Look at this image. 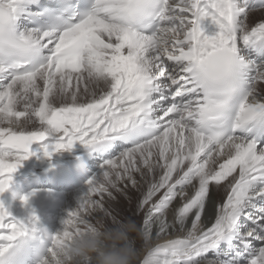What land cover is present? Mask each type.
<instances>
[{
    "label": "snow or ice",
    "instance_id": "1",
    "mask_svg": "<svg viewBox=\"0 0 264 264\" xmlns=\"http://www.w3.org/2000/svg\"><path fill=\"white\" fill-rule=\"evenodd\" d=\"M256 13L264 0H0V194L34 142L55 141L44 144L49 158L79 143L102 161L56 233L34 210L17 218L0 200V264H71L77 235L129 221L140 233L136 264H264ZM134 173L150 177L142 227L107 203L125 181L137 185ZM212 186L227 199L205 230ZM170 228L185 234L154 243Z\"/></svg>",
    "mask_w": 264,
    "mask_h": 264
},
{
    "label": "bare ground",
    "instance_id": "2",
    "mask_svg": "<svg viewBox=\"0 0 264 264\" xmlns=\"http://www.w3.org/2000/svg\"><path fill=\"white\" fill-rule=\"evenodd\" d=\"M260 19H264V15H261L260 13L254 14L252 17V22H258ZM261 88H264V85L260 86ZM37 124L30 125L28 127V130H35L37 129ZM55 141L51 139L50 142L45 141V142H34L31 145V151L34 153V155L30 156L28 159L24 160L22 165L17 169V171L13 175H18V176H26L29 174H36L38 172H45L48 168L51 169L57 164H61L68 160L69 158H66L63 156V153L66 151H76L77 149L75 148H83L84 146L77 143L72 150H61L59 152H54V154L49 158L48 156L45 155L44 153V144L52 145L54 144ZM51 150V149H50ZM42 165L43 169L33 171V167L36 165ZM100 166V165H99ZM32 168V169H31ZM100 168L98 167V171ZM97 171V172H98ZM145 173H147V170H144ZM95 172V174L97 173ZM94 174V175H95ZM160 175V171L157 170L156 172V178L158 179ZM235 175H238L235 174ZM134 176L137 180V185L135 187L132 186L130 181H125L124 184H121V188L124 189L123 192H115V200L108 201V206L112 209L113 213L118 215L120 219L128 221L129 219L132 221H135L137 224H139L141 227L143 226V219L145 216V212L147 208L143 210H139V204L143 199V196L146 194L148 190V185L150 182V177L147 175L142 178L139 173H134ZM231 177L229 178L228 181H225L224 184H228L231 181ZM12 184V183H11ZM125 184L127 187H125ZM88 184L84 185L83 188H81L78 192L76 193H69L66 198L64 199V204L62 208L60 209L59 215L55 216L54 218L51 219L49 227L51 228V231L53 233L58 232L62 228V220L65 219L68 215V213L77 207L79 198L87 191ZM9 192V193H8ZM7 194V201H4V198L0 197V200H2L6 207L9 208L10 211L13 213H21L19 207L23 204L22 199H20L19 195L15 192H10L8 190L5 192ZM192 194V190L189 189V195ZM210 197L214 201L213 206L211 209H206L205 215L202 217L203 221V227L206 230L208 227L212 225L215 221L216 217V207L220 204H222L226 199H227V191H225L224 187H221L219 191L216 190L215 186H212L210 189ZM158 199V197H157ZM181 206V200L178 198L176 201H174L172 209L169 210L168 212V223H173L174 222V210ZM123 211V213H121ZM96 217H102V213L96 212L93 214ZM44 223L48 224V219H43ZM107 224H110V221H106ZM191 226V220L189 221L187 227ZM159 230V225H155L153 227V234ZM185 233H180L178 231H174L172 228L168 230V234L164 235L159 241H155L154 243H164L168 239H173L176 237V235H184ZM133 236L136 237L137 234L133 233ZM139 244V240L137 241ZM257 246L259 247L260 244L257 242ZM222 249L225 250V246L222 245ZM208 259H217L214 253H209L208 254ZM245 264L247 262L245 261Z\"/></svg>",
    "mask_w": 264,
    "mask_h": 264
},
{
    "label": "clouds",
    "instance_id": "3",
    "mask_svg": "<svg viewBox=\"0 0 264 264\" xmlns=\"http://www.w3.org/2000/svg\"><path fill=\"white\" fill-rule=\"evenodd\" d=\"M119 230L107 232L103 229L91 230L77 235L69 246L71 264H86L97 257V264H136L133 233L139 235L134 222H122Z\"/></svg>",
    "mask_w": 264,
    "mask_h": 264
},
{
    "label": "rangeland",
    "instance_id": "4",
    "mask_svg": "<svg viewBox=\"0 0 264 264\" xmlns=\"http://www.w3.org/2000/svg\"><path fill=\"white\" fill-rule=\"evenodd\" d=\"M36 127H37V129L39 128V124H38V123H37V126H36ZM35 130H36V129H35ZM121 213H123V211H121Z\"/></svg>",
    "mask_w": 264,
    "mask_h": 264
}]
</instances>
